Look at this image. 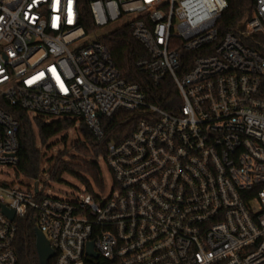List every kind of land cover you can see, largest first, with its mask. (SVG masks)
Masks as SVG:
<instances>
[{
    "label": "built area",
    "instance_id": "built-area-1",
    "mask_svg": "<svg viewBox=\"0 0 264 264\" xmlns=\"http://www.w3.org/2000/svg\"><path fill=\"white\" fill-rule=\"evenodd\" d=\"M253 4L220 32L227 0H0V172L19 149L4 104L81 118L98 139L120 108L141 113L107 142L104 197L0 176V264L18 263L16 220L29 211L55 264H264V0ZM120 26L146 50L149 80L172 79L169 109L118 70L106 39Z\"/></svg>",
    "mask_w": 264,
    "mask_h": 264
},
{
    "label": "trees",
    "instance_id": "trees-1",
    "mask_svg": "<svg viewBox=\"0 0 264 264\" xmlns=\"http://www.w3.org/2000/svg\"><path fill=\"white\" fill-rule=\"evenodd\" d=\"M253 5V0H227V7L217 22L218 30L223 32L242 25L251 17ZM82 24L86 31L91 28L87 14L86 17L82 18ZM107 35L106 44L121 75L127 81L137 82L146 93L149 102L169 109L170 101L172 99L177 101L178 99L177 89L172 79L166 77L156 85L141 71L137 62L139 59L146 57L147 52L141 43L131 36L127 26L116 27ZM4 107L11 111L20 122L17 134L19 149L15 169L19 174L30 179L38 177L45 157V153L38 145V140L40 145L49 146V141L53 137L68 131L75 125L76 121H79L83 138L73 144L74 150L78 154L91 158V162L96 165V168L90 169L86 165H83V168L97 172L99 158L103 163L107 142L111 140L119 141L129 136L141 117L140 112H130L120 108L110 118L101 120L104 135L101 139H98L81 118H47L42 115L30 118L25 111L18 107H7L6 104H4ZM35 127L37 130H35ZM63 138L66 140V136H63ZM66 156L72 157L71 160H65ZM75 159V156L69 154L67 150H62L56 158L53 168L50 169L51 179L55 180V173L58 168H64L59 173L61 181L63 174H69L78 179L76 172L67 170L68 168L75 169L77 167ZM87 185L91 187L92 182H87ZM16 222L18 227L15 242L18 256L17 264H39L35 248L34 228L36 227V221L33 211H29L24 217L17 218ZM48 264H55L54 258H51Z\"/></svg>",
    "mask_w": 264,
    "mask_h": 264
},
{
    "label": "rangeland",
    "instance_id": "rangeland-1",
    "mask_svg": "<svg viewBox=\"0 0 264 264\" xmlns=\"http://www.w3.org/2000/svg\"><path fill=\"white\" fill-rule=\"evenodd\" d=\"M92 39L93 37L91 36L83 38L79 42V45H82L83 43L88 42ZM35 130H37L36 127ZM63 136H66V140H64ZM82 138L83 136L81 133V124L79 121H76L75 125L68 131L53 137L49 141V146L40 145V142L38 140V145L40 146L42 152L45 153V157L43 158L41 172L36 179L40 181L44 190H50L51 192H55L53 194H61L63 196L72 198H77L81 193L87 194L88 192H90L94 194L97 191H102L104 196H106V186L108 185L107 180L109 181L110 177L108 170L106 168H103L101 158H99V168H97V172L87 170L83 168V165H86L90 169L96 168V165L91 162V158L78 154L74 150L73 144H75L78 140H82ZM62 150H67L69 154L75 156L77 167L75 169L68 168L67 170L76 172L78 179L69 174H63L61 181L59 179V173L64 168H58L55 173V180L51 179L50 169L53 168V164ZM71 158L72 157L66 156L65 160H71ZM0 176L5 180L21 184H28L33 180L19 174L16 169L13 170L8 167H6L4 171L0 172ZM87 182H92L91 187L90 185H87Z\"/></svg>",
    "mask_w": 264,
    "mask_h": 264
},
{
    "label": "water",
    "instance_id": "water-1",
    "mask_svg": "<svg viewBox=\"0 0 264 264\" xmlns=\"http://www.w3.org/2000/svg\"><path fill=\"white\" fill-rule=\"evenodd\" d=\"M35 190H38L37 185H35ZM2 212L9 218L14 219L15 212L13 209H10L6 205H2ZM35 233V248L38 255L39 264H48V261L52 258L54 255V250L50 247L48 240L46 239L43 232L38 228H34ZM87 251L88 254L96 257L97 254L93 252L92 250V242H88L87 244Z\"/></svg>",
    "mask_w": 264,
    "mask_h": 264
},
{
    "label": "bare ground",
    "instance_id": "bare-ground-1",
    "mask_svg": "<svg viewBox=\"0 0 264 264\" xmlns=\"http://www.w3.org/2000/svg\"><path fill=\"white\" fill-rule=\"evenodd\" d=\"M97 193V195H99L100 197H104V194H103V192L101 191H97L96 192ZM95 196V195H94ZM88 201L90 202V203H93V204H91L92 206L94 205L95 206V204H96V199L95 198H90V199H88Z\"/></svg>",
    "mask_w": 264,
    "mask_h": 264
}]
</instances>
